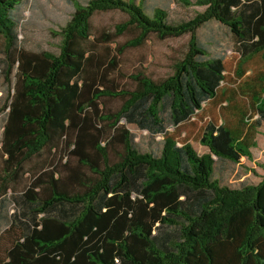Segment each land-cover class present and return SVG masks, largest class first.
Wrapping results in <instances>:
<instances>
[{"label":"trees","instance_id":"16d2710c","mask_svg":"<svg viewBox=\"0 0 264 264\" xmlns=\"http://www.w3.org/2000/svg\"><path fill=\"white\" fill-rule=\"evenodd\" d=\"M21 1L0 0L7 83L16 67L4 107L0 197L27 174L31 216L0 264H264V177L239 188L212 178L213 157L251 158V112L264 121V0H196L204 10L177 23L162 9L148 16L134 0L74 1L57 54L19 46L13 13ZM110 11L126 19L94 34L92 17ZM209 21L227 27L236 45L235 88L224 62L198 43ZM125 33L132 38L114 41ZM152 35L188 36L187 50L166 78L138 71L129 76L133 87L122 88L114 78L120 59ZM249 60L260 68L246 74ZM166 98L175 127L206 111L199 135L206 153L165 130ZM112 100L119 108L108 106ZM122 120L160 134L159 155L136 149Z\"/></svg>","mask_w":264,"mask_h":264},{"label":"rangeland","instance_id":"374dc122","mask_svg":"<svg viewBox=\"0 0 264 264\" xmlns=\"http://www.w3.org/2000/svg\"><path fill=\"white\" fill-rule=\"evenodd\" d=\"M74 1L85 4L88 0H22L16 7L13 17L17 22L18 44L23 49L32 52L49 51L54 54L59 52L60 29L70 19L74 11ZM139 3L143 11L152 16L155 9H162L167 13V21L177 23L188 20L202 12L205 7L193 4L196 0H190L192 4L185 6L180 0H134ZM126 16L118 11L97 13L92 19V31L98 34L102 31L113 32L115 25L124 21ZM199 45L207 51L208 57L220 58L226 67L228 87L237 84L236 76L233 75L236 63L240 56L236 45L232 40L231 33L227 27L216 21H209L197 30ZM132 38V34L125 33L114 39L116 43H123ZM188 36L175 39L159 40L155 36H150L146 42L136 48H131L125 52L120 59V64L114 74V78L122 88H132L133 84L129 76L138 71H142L153 80H161L170 75L173 71V64L182 58L187 50ZM114 47V44L110 45ZM104 53V49L99 50ZM5 56L3 52V39L0 38V146L2 139V129L6 119L7 110L4 108L13 92L14 73L13 68L10 83L4 80L3 72L6 68ZM246 68L251 70L260 68L255 61H247ZM236 79V80H235ZM240 98V97H239ZM169 99H164L160 108V118L168 133L174 134L179 140H187L195 151L202 155L207 152V148L199 142V135L207 118L206 111L198 113L189 122L175 127L170 119ZM108 106L117 109L120 101L112 100ZM204 108L208 107L206 102ZM201 116V118H200ZM249 123L256 124L253 132V147L250 148L251 158L242 157L239 163H232L226 159H214V170L212 178L219 181L221 185L230 188H239L243 185L256 184L264 177V121L259 116L251 112ZM122 124L129 130L133 138V144L140 152H150L159 155L162 144L160 134L149 133L147 130L138 127L134 123ZM46 156L43 153L39 158H34L25 166L27 169L33 165H39ZM2 154L0 151V169ZM1 171V170H0ZM29 176H22L20 181L14 186V190H9L6 195L0 197V262L4 261L12 243L26 232V221L31 216L27 212L24 203L23 191L28 183ZM165 232L175 233L174 229Z\"/></svg>","mask_w":264,"mask_h":264},{"label":"crops","instance_id":"0c3cea01","mask_svg":"<svg viewBox=\"0 0 264 264\" xmlns=\"http://www.w3.org/2000/svg\"><path fill=\"white\" fill-rule=\"evenodd\" d=\"M258 183V182H257Z\"/></svg>","mask_w":264,"mask_h":264}]
</instances>
